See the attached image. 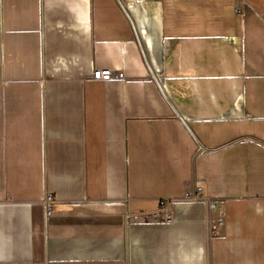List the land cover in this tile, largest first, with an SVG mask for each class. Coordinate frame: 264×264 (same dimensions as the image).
<instances>
[{"label": "crops", "instance_id": "0c3cea01", "mask_svg": "<svg viewBox=\"0 0 264 264\" xmlns=\"http://www.w3.org/2000/svg\"><path fill=\"white\" fill-rule=\"evenodd\" d=\"M0 264H264V0H0Z\"/></svg>", "mask_w": 264, "mask_h": 264}, {"label": "built area", "instance_id": "2783aa9c", "mask_svg": "<svg viewBox=\"0 0 264 264\" xmlns=\"http://www.w3.org/2000/svg\"><path fill=\"white\" fill-rule=\"evenodd\" d=\"M93 78L96 80H102V81H109L113 78V72L110 68H94L93 69ZM117 77L119 79L124 78V73L122 71L118 72ZM152 78L156 81L159 89L163 94H165V76L163 74L162 70L154 69L152 72ZM199 145V152L205 153L207 151L206 148L203 147L202 144L198 142ZM187 199L190 200H197L200 198H203V188L201 185L196 186V190L194 192H189L186 195ZM54 202V196L50 193H47L45 199H44V208L46 215H49L51 212V208ZM169 203L163 202V207H167ZM209 209L211 211H217L218 212V218L215 221H212L210 224V228L212 233L219 235V227L224 224V217H225V211H224V200L222 199H209L208 200ZM163 219L166 222H171L172 217L168 210H165L163 213Z\"/></svg>", "mask_w": 264, "mask_h": 264}]
</instances>
